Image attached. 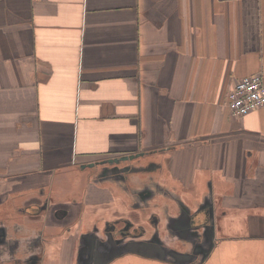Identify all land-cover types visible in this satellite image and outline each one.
<instances>
[{
	"label": "crops",
	"instance_id": "1",
	"mask_svg": "<svg viewBox=\"0 0 264 264\" xmlns=\"http://www.w3.org/2000/svg\"><path fill=\"white\" fill-rule=\"evenodd\" d=\"M260 73L264 0H0V227L15 257L38 236L40 264L54 245L71 264L81 233L131 216L141 191L165 224L211 198L217 239L264 234V105L228 104ZM135 153L121 164L150 169L132 184L82 167Z\"/></svg>",
	"mask_w": 264,
	"mask_h": 264
},
{
	"label": "flooded vegetation",
	"instance_id": "2",
	"mask_svg": "<svg viewBox=\"0 0 264 264\" xmlns=\"http://www.w3.org/2000/svg\"><path fill=\"white\" fill-rule=\"evenodd\" d=\"M103 160L96 161L97 164H103L100 165L102 166L99 174L100 179L111 176L120 178L124 183L131 182L132 176L150 169V166H132L129 163L116 165L107 161L99 162ZM126 188L128 189L127 186ZM145 194L142 191L135 192V206L132 209L140 214L137 218L132 215L128 218H119L107 222L102 230L99 226H94L87 232L81 233L77 243V254L72 257L71 264H110L111 261H108L110 258L119 253L128 252L129 246L138 242H151L152 244L155 242L168 252H177L187 257L183 263L176 262L170 256L164 261L174 264H204L202 263L203 252L211 249V246L215 248L219 243V239H214L211 234L213 227L211 198H206L195 211H190L184 204H180V216L171 218V220L167 218L165 224L161 222V217L155 212H151L148 216L145 215L148 210L147 204L141 203ZM150 194L153 195L154 192H150ZM42 203L44 206L48 204L46 200ZM143 220H147V224H144ZM7 234L6 227H0V264L41 263L45 254L42 256L44 251L40 249L45 248L46 242H42L38 236L33 238L27 251L22 250L23 254H27V257L23 259L15 257L18 252L15 247L19 248L20 243L8 241ZM166 237L169 240L165 239ZM171 240H175L179 246L170 244ZM48 244L51 246L52 242H47ZM35 248L36 250L33 251Z\"/></svg>",
	"mask_w": 264,
	"mask_h": 264
},
{
	"label": "rangeland",
	"instance_id": "3",
	"mask_svg": "<svg viewBox=\"0 0 264 264\" xmlns=\"http://www.w3.org/2000/svg\"><path fill=\"white\" fill-rule=\"evenodd\" d=\"M131 215L135 216V218L140 216L135 209L131 210ZM62 221L64 222V220ZM232 233L235 234V232ZM219 237V243L204 264H264V234L244 238L239 235L226 236V234H223ZM165 239L169 240L167 237ZM169 242L172 245L179 246L175 240ZM48 254L51 256L46 259L45 264H58L56 262L53 263V260L57 258L56 254L59 255V246L58 250L56 245L51 246ZM114 257L110 264H174L135 252H125Z\"/></svg>",
	"mask_w": 264,
	"mask_h": 264
},
{
	"label": "built area",
	"instance_id": "4",
	"mask_svg": "<svg viewBox=\"0 0 264 264\" xmlns=\"http://www.w3.org/2000/svg\"><path fill=\"white\" fill-rule=\"evenodd\" d=\"M231 114L241 117L264 105V78L256 74L235 83L228 95Z\"/></svg>",
	"mask_w": 264,
	"mask_h": 264
},
{
	"label": "water",
	"instance_id": "5",
	"mask_svg": "<svg viewBox=\"0 0 264 264\" xmlns=\"http://www.w3.org/2000/svg\"><path fill=\"white\" fill-rule=\"evenodd\" d=\"M142 155V153H135V154H125V155H121V156H115V157H110L107 158L106 160L103 161H99V162H109L112 164H116L119 165V163H121L122 161H127L130 159H134L135 157H138ZM98 162L93 161V162H89V163H85L82 164V167H94L95 165H97ZM214 210H212L211 212V220H212V230H211V234L212 237L214 239H217L215 236V221H214ZM157 242V241H156ZM214 247L211 246V249H209L208 251H204L203 252V257H202V263H204L209 256L211 255V253L213 252ZM128 252H135L138 254H141L143 256L146 257H151V258H159L161 260L167 259L168 256H170L172 259H175L176 262L178 263H183V261L185 259H187L186 256H182L181 254L177 253V252H168V250H166L165 248H163V246H159L157 243L154 242V244H152L151 242H142V243H132L131 246H129L128 248ZM121 253L117 254L120 255ZM116 256V255H114ZM110 258L108 261H112L113 258ZM107 261V262H108Z\"/></svg>",
	"mask_w": 264,
	"mask_h": 264
}]
</instances>
